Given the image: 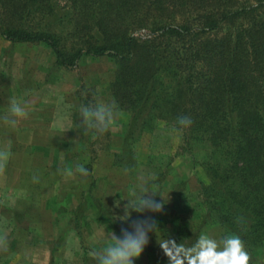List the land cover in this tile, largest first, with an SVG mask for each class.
I'll use <instances>...</instances> for the list:
<instances>
[{
  "label": "trees",
  "instance_id": "1",
  "mask_svg": "<svg viewBox=\"0 0 264 264\" xmlns=\"http://www.w3.org/2000/svg\"><path fill=\"white\" fill-rule=\"evenodd\" d=\"M58 6L70 21H44ZM143 29L150 38L134 36ZM0 36L45 45L66 70L113 58V98L133 112L127 141L190 116L185 150H210L202 224L216 220L248 253L264 245V0H0Z\"/></svg>",
  "mask_w": 264,
  "mask_h": 264
},
{
  "label": "rangeland",
  "instance_id": "2",
  "mask_svg": "<svg viewBox=\"0 0 264 264\" xmlns=\"http://www.w3.org/2000/svg\"><path fill=\"white\" fill-rule=\"evenodd\" d=\"M60 7H56L55 16H48L44 21H70L69 18L72 15L70 10ZM79 19L76 18L73 21H83ZM73 27H75L74 24L66 22L63 27L61 25L55 31L64 36ZM134 36L150 38L149 31L145 29L136 31ZM116 71V61L107 56L83 57L73 69L66 70L56 64L54 54L45 45L9 42L0 36V100L4 91L7 92L8 84L11 85V89L15 91L18 89L20 97L23 96L24 86L31 94H34V91L37 92L50 85L51 90L48 88L45 90L47 96L56 91L66 93L63 94V104L67 105L64 107L68 116L66 118L64 115L61 119L69 122L70 118L75 120L77 118L79 127L82 125L80 113L82 105L115 101L112 95V83L115 80ZM43 95L46 98V93ZM13 96L18 99V94L14 93ZM115 103L118 106L119 115L110 130L102 135L88 130L87 149L81 152L80 147L75 148L74 164L75 166L83 164L89 170V176L83 178L75 173L77 184L63 190L59 198L60 225L68 227L70 222L73 227L81 231V228L90 221L89 217L85 216L88 206L84 195L90 196L105 217L115 220L113 212L108 207L101 208L100 202L93 198L92 194L101 195L107 199L108 204L115 207L117 204L126 207L135 200L132 189L140 194L142 189L147 187L149 194H155L154 198L164 204L162 212L171 224L168 225L167 233L178 244L182 242L191 246L202 234L217 241L229 235L216 220L202 224L204 206L201 186L209 182L204 170V166L208 165L206 163L210 156L209 148L196 147L192 152H187L182 131L176 129L171 122L161 119L154 121L150 131L137 129L132 141H127L125 137L129 131L133 112L121 108L116 101ZM3 111L6 113L5 110ZM1 113L2 111L0 116ZM58 124L61 129H67L62 128L60 122ZM83 130L86 133L85 128ZM78 137L79 141L83 140L81 135ZM57 173L55 175L61 177ZM116 193H121L123 197L121 203H111V198H114L113 195ZM68 194L71 198L65 200L64 197ZM0 202L1 214L7 210V206ZM74 206L77 208L74 209ZM151 213L153 212H137L132 219L131 227L133 221L148 218ZM117 217L119 219L118 223L116 222L117 225L130 224L129 219L124 221L125 215L120 211L117 212ZM25 219L23 214L16 215L13 219L14 226H12L10 219L0 218V235L7 234L8 239V251H0V264L3 259H5L3 264H19L22 257L29 253L26 250L15 249L17 242L21 243V239L24 238V235L17 231V227H26ZM3 228L4 232H2ZM192 232L194 234H191ZM73 240L78 243L75 237ZM13 241L15 246H11ZM61 250L62 258L69 257L66 249ZM249 254L250 264H264V245ZM76 255L77 251L74 250V256ZM84 255L91 258L92 264H96V260L89 253Z\"/></svg>",
  "mask_w": 264,
  "mask_h": 264
},
{
  "label": "crops",
  "instance_id": "3",
  "mask_svg": "<svg viewBox=\"0 0 264 264\" xmlns=\"http://www.w3.org/2000/svg\"><path fill=\"white\" fill-rule=\"evenodd\" d=\"M10 86L7 85V92L4 91L0 100L2 111L0 148H8L12 153L5 174L0 177V201L7 206V210L0 214V218L10 219L12 226L16 215L23 214L26 218L27 226L17 227V231H20L24 238L21 239V243L17 242L15 249L26 250L29 253L22 257L19 264H92L91 258L83 254L102 250L108 243L113 242L114 234L120 236L122 228L132 231V219L137 212L128 205L121 207L117 204L123 200L121 193H116L113 195L114 198H111V203H116V207L108 204L107 199L101 195L93 193V198L100 202L101 208L108 207L113 212L115 220L105 217L90 196L84 195L88 206L85 216L89 217L90 221L81 228V231L70 222L68 227L61 226L58 214L59 198L65 188L77 184V179L75 175L66 178L58 177L55 173L58 169L75 168L73 153L75 148L80 147L81 152L87 149L89 131L87 134L84 133L83 125L79 127L77 124V118L76 120L70 118L69 122L61 119L64 115L66 118L68 116L64 107L67 105L63 104V94L66 93L56 91L47 96L45 90L51 87L47 85L31 94L24 86L23 96L20 97L18 89L15 91ZM14 93L18 94L16 100L22 102L26 108L27 116L20 119L17 126L12 128L4 124L2 117L8 114L10 103L15 99ZM45 93L46 98L43 97ZM59 122L62 128L67 129H61ZM80 135L83 138L81 141L78 140ZM34 176L38 178V182L34 181ZM70 198L69 194L64 197L65 200ZM73 208L76 209L77 206ZM119 211L125 215L124 221L129 219L130 224L117 225ZM149 217L157 222L158 230L149 233V243L134 264H169L158 242L170 238V234L167 233L170 221H167L163 212L151 213ZM73 237L78 243L74 242ZM14 242L11 246H15ZM61 249H66L69 257L62 258ZM74 250L77 251L76 256ZM81 256L83 257L80 258ZM4 260L2 264L5 263Z\"/></svg>",
  "mask_w": 264,
  "mask_h": 264
},
{
  "label": "clouds",
  "instance_id": "4",
  "mask_svg": "<svg viewBox=\"0 0 264 264\" xmlns=\"http://www.w3.org/2000/svg\"><path fill=\"white\" fill-rule=\"evenodd\" d=\"M80 113L85 132L93 130L95 134L100 135L110 130L119 115L115 101L82 105ZM26 116L27 111L22 102L13 99L8 114L2 119L5 125L15 128L19 120ZM192 123V118L187 115H181L176 120L178 130L188 128ZM11 155L10 149L0 148V177L4 176ZM58 173L66 178L72 177L74 173L83 178L89 176V170L83 164H77L74 169H58ZM33 179L38 182L37 177L34 176ZM132 193L135 200L128 204V207L141 213L162 212L164 204L154 198L155 194L150 195L147 187L143 188L140 194H137L135 189H132ZM237 223L243 224L244 217H237ZM132 228V231L122 228L120 236L113 235V242L108 243L100 251L90 252L89 255L97 264H134L149 243V233L157 231L158 224L149 217L134 221ZM158 244L168 258L169 264H250L251 260L244 242L236 234L226 235L220 241L202 234L191 246H186L182 242L178 244L171 238L163 239ZM0 251H8L7 234L0 235Z\"/></svg>",
  "mask_w": 264,
  "mask_h": 264
}]
</instances>
